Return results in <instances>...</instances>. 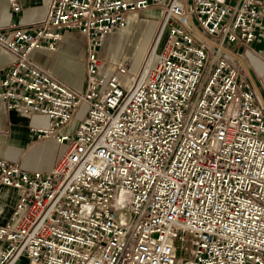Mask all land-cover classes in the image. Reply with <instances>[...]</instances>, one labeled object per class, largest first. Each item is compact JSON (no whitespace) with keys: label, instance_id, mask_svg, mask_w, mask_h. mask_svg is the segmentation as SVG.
Returning <instances> with one entry per match:
<instances>
[{"label":"built area","instance_id":"built-area-1","mask_svg":"<svg viewBox=\"0 0 264 264\" xmlns=\"http://www.w3.org/2000/svg\"><path fill=\"white\" fill-rule=\"evenodd\" d=\"M153 8L132 80L102 73L107 37ZM259 26L264 0H50L36 24L0 27V98L66 144L48 172L0 156V187L19 192L0 264H264V107L234 56ZM68 33L86 40L83 90L30 58Z\"/></svg>","mask_w":264,"mask_h":264},{"label":"crops","instance_id":"crops-1","mask_svg":"<svg viewBox=\"0 0 264 264\" xmlns=\"http://www.w3.org/2000/svg\"><path fill=\"white\" fill-rule=\"evenodd\" d=\"M49 2L50 0H21L22 7L18 12H15L10 0H0V27H8L14 23L25 26L36 24L46 15ZM146 12V16L156 19L160 14L156 8ZM257 33V39L241 53L234 51V56L239 63L241 75L255 90L264 107V35L261 26L257 28ZM75 35L68 33L60 41L58 49L55 51L34 49L30 53V58L73 88L83 90L86 75L82 80L71 79L69 75L65 76L63 71L53 67L51 63L54 57L60 59L63 58L62 54L67 57L71 56L72 52L77 51ZM111 36L109 35L107 39H111ZM82 38L85 40L83 36ZM13 60V54L0 46V69L10 65ZM47 126L48 118L46 115L35 113L31 117H27L23 112L16 109H8L6 101L0 98V156L20 163L30 172L50 171L65 151L66 144H61L54 138L38 139L33 128H45ZM18 196L17 189L7 186L0 187V224L8 220ZM16 264L35 263L23 256Z\"/></svg>","mask_w":264,"mask_h":264},{"label":"rangeland","instance_id":"rangeland-1","mask_svg":"<svg viewBox=\"0 0 264 264\" xmlns=\"http://www.w3.org/2000/svg\"><path fill=\"white\" fill-rule=\"evenodd\" d=\"M146 11H138L131 14L129 24L122 31L111 33V39H106L100 49L102 65L100 71L104 74L111 75L116 71L118 64H125L128 69L127 79L132 80L135 73L142 65L148 54L149 48L157 32L158 22L156 18L146 16ZM129 33L128 39H122V36ZM76 49L71 56L63 58L54 57L52 65L63 71L65 76L71 79L82 80L86 75V42L80 35H75ZM87 105L83 104L82 108L76 115V119L71 126L73 129L76 123L84 116Z\"/></svg>","mask_w":264,"mask_h":264},{"label":"bare ground","instance_id":"bare-ground-1","mask_svg":"<svg viewBox=\"0 0 264 264\" xmlns=\"http://www.w3.org/2000/svg\"><path fill=\"white\" fill-rule=\"evenodd\" d=\"M128 36H129V33H126L125 35L122 36V39H124L125 37V40H126Z\"/></svg>","mask_w":264,"mask_h":264}]
</instances>
